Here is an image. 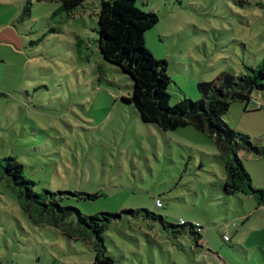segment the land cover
Wrapping results in <instances>:
<instances>
[{
	"label": "rangeland",
	"instance_id": "374dc122",
	"mask_svg": "<svg viewBox=\"0 0 264 264\" xmlns=\"http://www.w3.org/2000/svg\"><path fill=\"white\" fill-rule=\"evenodd\" d=\"M136 6L159 16L145 45L168 62L172 107L198 101L200 83L264 67V0ZM100 8L101 0H87L68 17L58 0L0 6V159L15 157L36 193L63 192L61 205L85 216L149 210L166 218L172 228L142 214L114 221L104 237L115 264H264V207L244 193H225L213 139L194 127L164 131L126 101L134 82L100 53ZM223 120L264 146V91L248 107L234 102ZM239 157L253 186L264 188V158ZM22 191L0 181V264H95L93 241L36 223ZM181 220L202 229L201 247Z\"/></svg>",
	"mask_w": 264,
	"mask_h": 264
},
{
	"label": "trees",
	"instance_id": "16d2710c",
	"mask_svg": "<svg viewBox=\"0 0 264 264\" xmlns=\"http://www.w3.org/2000/svg\"><path fill=\"white\" fill-rule=\"evenodd\" d=\"M58 1L68 17L87 5V0ZM136 3L137 0H101L100 11H95L99 20L101 55L133 79L134 92L126 101L135 106L144 121L156 124L164 131L194 127L213 139L225 164V193H244L255 198L258 207H264V188L253 186L239 157L241 151H247L264 158V146L256 144L250 136L239 134L223 120L234 102L246 103L248 107L253 93L264 91V67L246 68V73L240 76L223 73L214 81L198 85L201 94L198 101L183 99L172 107L168 92L171 83L168 62L158 61L145 45V34L159 24V16L143 13ZM5 178L23 190V207L36 223H47L71 239L93 241L95 264H115L114 258L107 254L104 234L124 214H142L144 218L160 221L166 229L172 228L165 217L149 210L85 216L76 208L64 207L58 198L64 195L63 192L40 194L33 190L35 183L24 176V166L15 157L0 159V181ZM71 195L96 198L84 193ZM74 213L76 223L72 217ZM184 222L182 231L187 228L195 246L201 247L202 232L196 231L195 224Z\"/></svg>",
	"mask_w": 264,
	"mask_h": 264
},
{
	"label": "built area",
	"instance_id": "2783aa9c",
	"mask_svg": "<svg viewBox=\"0 0 264 264\" xmlns=\"http://www.w3.org/2000/svg\"><path fill=\"white\" fill-rule=\"evenodd\" d=\"M260 108H261V107H259L258 109H260ZM156 206L160 208V207H162V203H161L160 201H157V202H156ZM184 223H185V222H183V221L181 222V224H184ZM199 232H202V229H201ZM225 237H227V235H226Z\"/></svg>",
	"mask_w": 264,
	"mask_h": 264
},
{
	"label": "crops",
	"instance_id": "0c3cea01",
	"mask_svg": "<svg viewBox=\"0 0 264 264\" xmlns=\"http://www.w3.org/2000/svg\"><path fill=\"white\" fill-rule=\"evenodd\" d=\"M5 1H6V0H0V6H4V5H5ZM181 221L184 222L185 220H181ZM202 240H203V239H202Z\"/></svg>",
	"mask_w": 264,
	"mask_h": 264
}]
</instances>
